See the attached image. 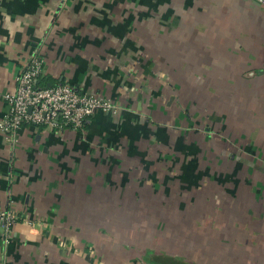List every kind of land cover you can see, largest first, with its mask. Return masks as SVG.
<instances>
[{
	"label": "crops",
	"instance_id": "1",
	"mask_svg": "<svg viewBox=\"0 0 264 264\" xmlns=\"http://www.w3.org/2000/svg\"><path fill=\"white\" fill-rule=\"evenodd\" d=\"M259 46L258 0H0V121L34 54L39 86L69 84L114 106L77 130L0 131V207L33 223L0 228V264L186 263L130 246L128 233L152 241L160 209L209 206L214 182L233 199L237 175L253 173L256 161H243L259 149L228 129L262 106H249L251 91L262 97ZM131 208L156 210L147 226Z\"/></svg>",
	"mask_w": 264,
	"mask_h": 264
},
{
	"label": "rangeland",
	"instance_id": "2",
	"mask_svg": "<svg viewBox=\"0 0 264 264\" xmlns=\"http://www.w3.org/2000/svg\"><path fill=\"white\" fill-rule=\"evenodd\" d=\"M258 1L264 5L263 0ZM256 50L255 54L259 57L255 55V60L264 59V47L259 46ZM258 86L261 99L255 98L254 94L257 91L250 92V98L255 99L254 102H251L247 95L245 98L247 101L250 100L249 106L252 109L256 107V104L262 105L260 109L249 111L247 113L249 117H243L245 120L235 119L233 122L235 126L228 130L234 135L245 131L246 138L250 139L264 154V82L260 81ZM229 140L234 148L238 149L243 146V153L247 151L242 141L237 143L235 139ZM259 150L256 154L251 153L253 158L249 161L244 158L243 163H251L253 159L256 161L255 165L251 163L252 167L255 166V170L250 176L242 172L237 175L236 181L240 182L235 189L233 199L230 198L232 194L226 191L227 186L226 188L218 186L216 182L211 185L208 181V185L210 184L213 189L219 188L211 194H206L211 202L209 206L205 204L204 207L160 209L163 212V214L160 213L163 217L159 219L162 221L161 224L156 223L149 226L151 228L163 227V231L160 230L161 235H156L152 241L147 237L141 241L130 232L127 236H130L128 241L130 246L138 243V246L144 244L155 249H164L167 254L185 259L186 263L264 264V164H262L264 155L259 158ZM244 167L246 168L245 165ZM205 180L207 182V179ZM257 190H259L258 193ZM254 192L258 196L255 197ZM204 195L205 193L201 197ZM171 199L174 200V198ZM254 199L257 200L254 201ZM155 210V208H131L127 217H138L148 226L144 220L150 217Z\"/></svg>",
	"mask_w": 264,
	"mask_h": 264
},
{
	"label": "built area",
	"instance_id": "3",
	"mask_svg": "<svg viewBox=\"0 0 264 264\" xmlns=\"http://www.w3.org/2000/svg\"><path fill=\"white\" fill-rule=\"evenodd\" d=\"M43 64V58L32 55L16 76L15 90L3 95L8 111L0 121V131L6 139L12 140L25 124L77 130L95 111L114 110L105 97L81 93L69 84L39 86L36 81L42 73ZM21 223L33 226L26 220L20 222L13 210L0 208V228L4 231L9 232Z\"/></svg>",
	"mask_w": 264,
	"mask_h": 264
},
{
	"label": "flooded vegetation",
	"instance_id": "4",
	"mask_svg": "<svg viewBox=\"0 0 264 264\" xmlns=\"http://www.w3.org/2000/svg\"><path fill=\"white\" fill-rule=\"evenodd\" d=\"M184 264H196V263H184Z\"/></svg>",
	"mask_w": 264,
	"mask_h": 264
},
{
	"label": "water",
	"instance_id": "5",
	"mask_svg": "<svg viewBox=\"0 0 264 264\" xmlns=\"http://www.w3.org/2000/svg\"><path fill=\"white\" fill-rule=\"evenodd\" d=\"M50 86V85H49Z\"/></svg>",
	"mask_w": 264,
	"mask_h": 264
}]
</instances>
